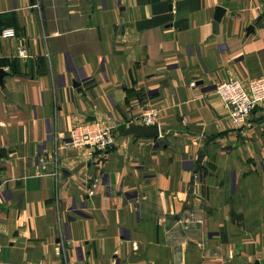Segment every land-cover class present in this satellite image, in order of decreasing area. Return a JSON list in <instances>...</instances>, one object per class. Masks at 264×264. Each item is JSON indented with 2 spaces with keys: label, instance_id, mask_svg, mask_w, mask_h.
<instances>
[{
  "label": "crops",
  "instance_id": "crops-1",
  "mask_svg": "<svg viewBox=\"0 0 264 264\" xmlns=\"http://www.w3.org/2000/svg\"><path fill=\"white\" fill-rule=\"evenodd\" d=\"M7 28L0 264H264V107L236 128L214 91L264 76V0H0ZM150 107L159 138L118 134ZM89 121L100 157L61 145Z\"/></svg>",
  "mask_w": 264,
  "mask_h": 264
},
{
  "label": "built area",
  "instance_id": "built-area-1",
  "mask_svg": "<svg viewBox=\"0 0 264 264\" xmlns=\"http://www.w3.org/2000/svg\"><path fill=\"white\" fill-rule=\"evenodd\" d=\"M15 35L11 28L0 31V39H10ZM18 55L26 57L25 48H18ZM194 84L192 83L191 86ZM215 94L222 100L228 110V118L232 126L242 127L247 123L251 113L264 107V76L241 83L235 78H228L216 85ZM158 119V110L150 107L134 121L145 126L153 125ZM114 130L98 121L76 124L67 136H59L64 148H84L89 156L97 157L105 154L114 144Z\"/></svg>",
  "mask_w": 264,
  "mask_h": 264
},
{
  "label": "water",
  "instance_id": "water-1",
  "mask_svg": "<svg viewBox=\"0 0 264 264\" xmlns=\"http://www.w3.org/2000/svg\"><path fill=\"white\" fill-rule=\"evenodd\" d=\"M32 2V1H31ZM225 10L222 7H216L215 14L213 16L212 28L215 29L217 24L220 22ZM252 30V27H251ZM249 33V30H247ZM7 75V73L0 68V85L2 86V79ZM74 87H78V84L74 83ZM118 134L120 136H132L134 138H148V139H157L160 136L159 127L157 124L149 125V126H142V125H135L133 123L128 124L125 128H118ZM203 155L198 154L197 159L195 161V167H198L200 160L202 159ZM195 168V169H196ZM63 174L66 172L62 170ZM194 174L195 170L192 172L190 179H189V190L187 195L185 196V201L189 200V198H193V185H194ZM180 215L177 214L172 217V220H180ZM251 264H260L259 261L255 260Z\"/></svg>",
  "mask_w": 264,
  "mask_h": 264
},
{
  "label": "rangeland",
  "instance_id": "rangeland-1",
  "mask_svg": "<svg viewBox=\"0 0 264 264\" xmlns=\"http://www.w3.org/2000/svg\"><path fill=\"white\" fill-rule=\"evenodd\" d=\"M229 78H234V77H229ZM228 79V78H227ZM226 79V80H227ZM236 79V78H235ZM238 80V79H237ZM242 83V82H241ZM215 89H216V86L214 87V91H215ZM227 109V108H226ZM144 112V111H143ZM142 112V113H143ZM227 112H228V110H227ZM232 125V124H231ZM235 127V126H234ZM237 128V127H236ZM190 199V198H189ZM187 201H189V200H187ZM187 201H185L184 200V202H185V204L187 203ZM184 204V205H185ZM191 211H188V214H187V218H185V222L186 221H191V222H194V221H196V222H201L202 221V216L201 217H199L198 216V214H197V211L196 212H194L192 209H190ZM188 219V220H187ZM200 220V221H199Z\"/></svg>",
  "mask_w": 264,
  "mask_h": 264
}]
</instances>
